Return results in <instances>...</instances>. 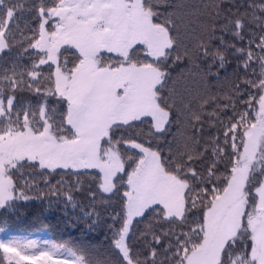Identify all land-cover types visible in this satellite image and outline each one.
<instances>
[{
	"label": "snow or ice",
	"instance_id": "6c2138e0",
	"mask_svg": "<svg viewBox=\"0 0 264 264\" xmlns=\"http://www.w3.org/2000/svg\"><path fill=\"white\" fill-rule=\"evenodd\" d=\"M116 194L114 259L0 225V264H264V0H0V213Z\"/></svg>",
	"mask_w": 264,
	"mask_h": 264
},
{
	"label": "trees",
	"instance_id": "16d2710c",
	"mask_svg": "<svg viewBox=\"0 0 264 264\" xmlns=\"http://www.w3.org/2000/svg\"><path fill=\"white\" fill-rule=\"evenodd\" d=\"M186 5L200 6L204 0H183ZM27 15V14H25ZM191 43L192 41H186ZM231 63L220 72L219 78H211L209 80V89L212 94L224 97L229 93L232 84L239 78H243L245 73L237 71L235 58H229ZM24 62L28 63V58H24ZM198 63V62H197ZM185 65H181L177 71L184 70ZM49 69L44 67L43 71ZM251 71V69H249ZM176 76V73H173ZM199 74L193 72L189 75L185 72V78L179 80L176 84L178 91L183 92L185 88L195 89L202 88L203 85L199 81ZM27 95V94H25ZM210 110V109H209ZM139 127H143L138 125ZM175 131V127L173 128ZM207 135V132L205 133ZM168 139H171L169 136ZM63 173H61L62 175ZM60 175H55L52 182L55 183ZM67 178V177H66ZM90 182L89 178H85V191L76 193V199L80 202V206L85 211L90 210L89 205L92 203L87 198V185ZM123 191V189H121ZM54 200L56 198H53ZM18 211L13 213H0V225L6 226L13 234L37 236L44 239H55L57 242L70 240L74 245H77L92 256L114 259V253L111 246L113 233L109 229V225L113 223L110 214H114L120 210L119 194L116 195H98L95 203V211L99 214V220L96 225L89 229L86 224L91 223L83 218L77 223L73 218L80 215V208L73 211L71 208L64 211L63 203L56 204L54 207L48 206L46 199L30 200L22 202L18 206ZM71 220V224L69 221ZM144 227L141 222L135 225L134 235L138 237L139 231ZM40 229L41 231H37ZM133 242H136L133 240ZM142 250V248L140 249Z\"/></svg>",
	"mask_w": 264,
	"mask_h": 264
}]
</instances>
